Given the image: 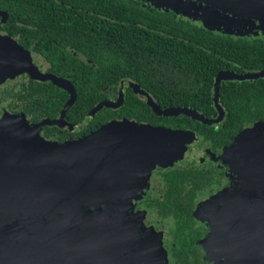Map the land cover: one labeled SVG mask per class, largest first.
Returning <instances> with one entry per match:
<instances>
[{
	"label": "flooded vegetation",
	"instance_id": "flooded-vegetation-1",
	"mask_svg": "<svg viewBox=\"0 0 264 264\" xmlns=\"http://www.w3.org/2000/svg\"><path fill=\"white\" fill-rule=\"evenodd\" d=\"M28 26L21 13L0 6V125L8 116L16 122L24 116L31 127L42 123L38 130L43 137L60 143L81 139L112 120L125 119L190 130L194 135L182 157L171 162L151 168L141 154L118 161L116 171L120 172L105 184L112 189L110 198L84 203L91 211L106 214L89 220L82 216L78 222L61 221L59 216L1 215L0 264H254L262 260L253 255L264 254V199L242 191L246 187L242 173L231 166L227 150L235 136L221 132L226 107L219 123L208 124L220 132L211 135L196 128L151 122L147 106H127L131 97H137L157 114L146 96L123 81L139 84L158 100L138 80L123 76L103 86L104 96L87 110L85 89L76 81L85 75L83 43L70 40L67 27L60 33L55 31L58 28L43 32ZM247 36H264V32ZM17 48L26 56L18 54ZM28 55L43 74L72 83L76 98L64 114L70 88L22 72ZM76 62L82 64L78 69ZM122 87L125 96L120 106H104L88 118L102 100L118 101ZM218 115L216 110L206 116ZM48 119L60 123H43Z\"/></svg>",
	"mask_w": 264,
	"mask_h": 264
},
{
	"label": "water",
	"instance_id": "water-1",
	"mask_svg": "<svg viewBox=\"0 0 264 264\" xmlns=\"http://www.w3.org/2000/svg\"><path fill=\"white\" fill-rule=\"evenodd\" d=\"M157 7L170 9L179 15L200 21L204 27L221 33L246 36L239 28L249 21L264 25V0H147ZM22 72L28 71L39 79H50L62 87L70 88L72 95L62 114L76 98L72 83L54 74H43L28 55ZM264 77V69L238 72L221 70L214 83V104L219 112L215 118L191 106L162 107L154 97L139 84L130 83L147 97L150 106L159 115H188L205 124L219 123L225 114L220 100L222 82ZM125 82V83H124ZM122 87L118 101L102 100L88 114L93 116L104 106H120L124 100ZM20 118V117H19ZM0 125V216H31L44 219L59 216L61 221L106 214L84 206L89 199L111 196L106 188L116 171L118 161H128L143 155L151 168L157 163L165 164L182 157L191 143L194 133L185 129L140 124L134 120H112L96 131L78 139L63 143L48 140L39 133L41 126L31 127L23 116L22 121L6 117ZM43 123L59 124L60 120ZM235 171L242 173L251 198L264 199V121L245 127L227 150ZM90 203V202H89ZM95 203V202H93ZM110 208V207H109ZM108 213V211H107ZM264 258V254L262 255ZM261 257V258H262ZM262 258V259H263Z\"/></svg>",
	"mask_w": 264,
	"mask_h": 264
},
{
	"label": "trees",
	"instance_id": "trees-1",
	"mask_svg": "<svg viewBox=\"0 0 264 264\" xmlns=\"http://www.w3.org/2000/svg\"><path fill=\"white\" fill-rule=\"evenodd\" d=\"M0 6L21 13L31 31L53 27L61 33L67 27V37L83 43L85 75L76 81L85 89L87 110L104 96L103 86L124 76L146 86L162 106H191L211 116L221 70L264 69V36L211 30L147 0H0ZM76 64L77 69L82 65ZM220 100L228 112L221 132L236 138L245 127L264 121V77L223 81ZM128 103L147 106L151 122L220 133L188 115L158 116L137 97Z\"/></svg>",
	"mask_w": 264,
	"mask_h": 264
},
{
	"label": "rangeland",
	"instance_id": "rangeland-1",
	"mask_svg": "<svg viewBox=\"0 0 264 264\" xmlns=\"http://www.w3.org/2000/svg\"><path fill=\"white\" fill-rule=\"evenodd\" d=\"M230 26H231V29H239V30H242L244 32H247V35L259 34V33H263L264 32V25L258 23L257 20H255V22L249 21L248 23H246L244 25H240L239 28L235 27L234 25H230ZM15 50L17 51L18 54L20 53L23 56H26V52L24 50H21L19 48L15 49ZM76 222H78V218L76 219ZM229 246L231 247L230 244H229ZM229 246L227 248H229ZM228 250H230V249H228ZM255 256H256V258H254V259H256V260L258 258L262 257L260 254L253 255V257H255ZM251 263L252 262H249L248 264H251ZM258 263L264 264V258L262 260L258 259L257 262H254V264H258Z\"/></svg>",
	"mask_w": 264,
	"mask_h": 264
}]
</instances>
